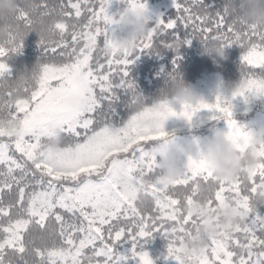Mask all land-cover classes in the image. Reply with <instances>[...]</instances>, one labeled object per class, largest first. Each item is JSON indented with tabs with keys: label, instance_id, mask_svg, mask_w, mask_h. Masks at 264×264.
Segmentation results:
<instances>
[{
	"label": "snow or ice",
	"instance_id": "1",
	"mask_svg": "<svg viewBox=\"0 0 264 264\" xmlns=\"http://www.w3.org/2000/svg\"><path fill=\"white\" fill-rule=\"evenodd\" d=\"M110 3L20 0L16 22L38 34L45 59L37 82L15 99L5 91L7 58L24 38L13 32L0 45V110L16 121H0V264H125L137 257L138 264H154L140 243L154 232L166 236L167 257L177 264H264V216L257 212L262 203L252 200L264 186V163L250 177L225 182L192 156L176 185L169 186L157 179L155 143L172 133L163 126L136 127L138 113L123 125L111 120L114 90L134 87L127 79L132 53L153 48L158 36L173 49L197 36L224 47L240 45L241 80L232 98L264 96V27L238 20L235 0H225L215 12L203 0H173L175 18H158L134 49H121L113 42ZM37 23L50 27L56 38L45 40ZM178 23L187 30L183 39L175 31ZM160 107L164 118L183 117L190 128L198 112L209 110L208 119L227 122L230 138L246 136L231 99L221 95L215 103L202 100L181 112L163 102ZM57 127L61 145L46 147ZM197 184L215 186L210 206L231 196L247 215L233 230L207 237L203 250L185 254L179 244L197 221L186 212L193 195L181 193ZM141 192L147 197L143 204ZM124 240L132 242L127 254L118 248Z\"/></svg>",
	"mask_w": 264,
	"mask_h": 264
},
{
	"label": "clouds",
	"instance_id": "2",
	"mask_svg": "<svg viewBox=\"0 0 264 264\" xmlns=\"http://www.w3.org/2000/svg\"><path fill=\"white\" fill-rule=\"evenodd\" d=\"M19 4L20 0H0V45L6 44L13 32L16 33L18 40L24 38L25 32H32L23 24L16 22ZM235 11L236 18L243 23L264 27V0H240ZM112 16L113 25H115L113 42L121 49H134L145 34L155 26L151 24L147 5L142 6L141 0H133L131 3L127 0V6L119 11L118 16ZM34 28L40 31L45 40L56 38L50 27L37 23ZM196 38L202 46V54L224 57L225 47L219 40ZM39 74L40 63L38 62L31 70H24L15 79L10 80L5 91H11L13 99L21 96L26 85L32 86L37 82ZM168 75L170 82L160 90V96L151 105L145 103L142 92L134 87L131 89L130 106L133 113L140 114L139 119L134 122L136 127L152 130L160 126L164 127L165 121L172 116L164 118L160 107L161 102L170 109L181 112L186 106H195L203 100L196 90L185 82L179 71L174 69ZM237 85L232 83L227 85L231 95ZM0 121L5 125L16 123L8 115L7 110H0ZM243 131L246 133L244 138H230L228 131L217 128L206 137L202 147L195 138L180 143L176 138V130L168 131L172 134L160 138L155 143L157 179L174 187L185 172L189 157L192 156H198L216 180L231 182L239 176L250 177L258 170V166L264 163V129L248 128ZM62 140L63 133L57 127L51 132L45 145L55 149L61 145ZM194 152L196 155H193ZM214 190V185L197 184L187 193H181V195H193L192 203L186 206V212L197 221L192 226L190 235L179 244L180 250L185 254L203 250L207 237L233 230L237 224L244 221L247 215V212L238 207L231 196L225 197L214 207L210 206L208 201L212 199ZM138 199L143 204L147 197L141 192ZM252 200L253 203L259 201L264 204V186H258V191Z\"/></svg>",
	"mask_w": 264,
	"mask_h": 264
},
{
	"label": "trees",
	"instance_id": "3",
	"mask_svg": "<svg viewBox=\"0 0 264 264\" xmlns=\"http://www.w3.org/2000/svg\"><path fill=\"white\" fill-rule=\"evenodd\" d=\"M171 1V0H168ZM57 3L58 0H50ZM191 3L192 0H185ZM225 0H203L209 12H215L222 8ZM239 3L240 0H235ZM195 10V9H194ZM178 15L174 5L164 11L163 18L167 21ZM152 24V22H151ZM153 24H156L153 22ZM175 31L184 38L187 31L182 24H177ZM191 32V29H188ZM201 39L199 36H197ZM163 36H158L153 48L134 51L130 59L132 63L128 67L127 79L133 82L134 88L142 92L145 103L151 105L160 96V90L170 82L169 73L174 69L179 71L186 83L190 84L196 92L208 103H215L218 95L229 98L232 101L234 118L240 121L251 119L258 111L264 110V96L248 95L247 101L243 97L232 98L231 90L227 87L229 83L238 84L241 80V65L243 49L238 44H231L225 47L224 57L202 54V46L196 37L190 38V43H181L178 49L165 47L160 40ZM39 36L35 31L29 32L23 39V45L17 52L8 55L9 80L15 79L24 70H31L39 62L43 63L45 53L39 45ZM175 62V63H174ZM115 98L112 103L111 120L117 125H123L133 114L130 106L131 89L124 87L116 88ZM212 115L209 110H201L193 117L194 125L189 127L187 121L182 119V123L171 126L166 125V131L176 130V134L188 132L203 133L210 136L215 129H220L223 119H208ZM203 121V122H200ZM259 215L264 216V204L257 206ZM140 243L143 245L154 264H177V262L167 257L168 239L160 232H154L152 236L143 238ZM132 242L124 240L118 248L127 254ZM139 258H129L125 264H138Z\"/></svg>",
	"mask_w": 264,
	"mask_h": 264
},
{
	"label": "rangeland",
	"instance_id": "4",
	"mask_svg": "<svg viewBox=\"0 0 264 264\" xmlns=\"http://www.w3.org/2000/svg\"><path fill=\"white\" fill-rule=\"evenodd\" d=\"M146 3H147L148 10H149V15L151 16L152 24H153V22L156 23L158 18L162 19L164 11L166 9H168L171 5H174L173 0H171V1H168V0H146ZM126 6H127V0H111V3L108 7V11L111 15L118 16L119 11L122 10ZM112 27L114 28L115 25H113ZM182 119H183L182 117L172 116V117L167 119L168 122L166 123V125H171V126L178 125L179 123H182ZM236 121L244 130H247L248 128L264 129V110L258 111L249 120H246V121L236 120ZM220 129H223L225 132H227L229 130V127H228V124L226 121L222 122ZM191 136H188L189 138L187 137L184 139V137H186V136L176 134V138H177L178 142L184 143L186 141H189V140H192L195 138L198 140L201 147L203 146L205 139L207 137L205 135H193V137H191ZM181 138H183V139H181ZM193 155H196V153L194 152Z\"/></svg>",
	"mask_w": 264,
	"mask_h": 264
}]
</instances>
